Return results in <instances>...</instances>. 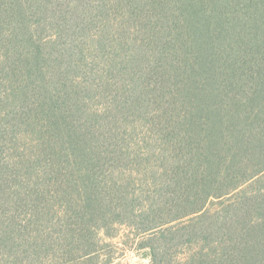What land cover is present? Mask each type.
<instances>
[{
	"label": "trees",
	"instance_id": "1",
	"mask_svg": "<svg viewBox=\"0 0 264 264\" xmlns=\"http://www.w3.org/2000/svg\"><path fill=\"white\" fill-rule=\"evenodd\" d=\"M129 252L264 264V0H0V264Z\"/></svg>",
	"mask_w": 264,
	"mask_h": 264
},
{
	"label": "rangeland",
	"instance_id": "2",
	"mask_svg": "<svg viewBox=\"0 0 264 264\" xmlns=\"http://www.w3.org/2000/svg\"><path fill=\"white\" fill-rule=\"evenodd\" d=\"M147 262L148 261L144 257L136 256L133 252L127 253L126 257L122 260V263L124 264H138V263H147Z\"/></svg>",
	"mask_w": 264,
	"mask_h": 264
},
{
	"label": "water",
	"instance_id": "3",
	"mask_svg": "<svg viewBox=\"0 0 264 264\" xmlns=\"http://www.w3.org/2000/svg\"><path fill=\"white\" fill-rule=\"evenodd\" d=\"M142 257H144V258H145L146 256H145V255H142Z\"/></svg>",
	"mask_w": 264,
	"mask_h": 264
}]
</instances>
